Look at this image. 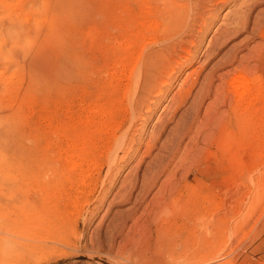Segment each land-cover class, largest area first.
<instances>
[{
    "label": "rangeland",
    "instance_id": "374dc122",
    "mask_svg": "<svg viewBox=\"0 0 264 264\" xmlns=\"http://www.w3.org/2000/svg\"><path fill=\"white\" fill-rule=\"evenodd\" d=\"M65 1L67 11L61 15L52 13L42 0H0V200L7 196L28 199L41 215L38 224L26 228L24 240L17 238L20 230L15 231L16 241L33 250L23 264H264V70L242 73L246 84L236 94L222 98L223 104L213 97L203 100L197 114L207 136L199 137L194 148L200 152L194 150L191 157L205 156L209 149L213 163L197 165L198 179L195 171L185 178L188 167L178 172L174 183L181 185V191L172 194L171 208L168 205L160 219L154 214L146 217L141 211L153 207L148 202L165 177L156 181L145 196L144 208L134 215L138 201L134 196L128 198L130 181L146 170L156 150L139 163L148 134L134 155L132 142L137 136L130 131L109 178L106 150L124 129L137 124L132 112L137 114L139 108L133 101L142 89L137 86L134 94L132 71L142 59L140 47L155 43L144 56L161 47L158 41L165 35V8L162 0ZM249 1L234 0L221 8L199 39L201 55L214 31L232 27L242 11L241 3ZM243 37L223 44L213 61ZM259 43V39L249 42L241 55ZM62 54L70 79L64 90L56 91L53 77L46 80L44 72L50 73L48 61ZM235 66L225 67L217 75L231 72ZM190 70L172 76L158 106L149 114L145 129H155L153 137L161 127L156 124L158 116L172 117L178 100H171ZM192 101L190 95L176 108L177 118ZM188 113L190 117L192 112ZM176 119L167 124L157 147L169 136ZM212 121L220 127H211L215 126ZM204 136L211 140L203 141ZM188 141L184 147H190ZM139 180L135 197L142 194ZM3 220L0 214V224ZM6 253L0 250V264H15L16 259L6 258Z\"/></svg>",
    "mask_w": 264,
    "mask_h": 264
},
{
    "label": "bare ground",
    "instance_id": "6f19581e",
    "mask_svg": "<svg viewBox=\"0 0 264 264\" xmlns=\"http://www.w3.org/2000/svg\"><path fill=\"white\" fill-rule=\"evenodd\" d=\"M233 2L234 0H162L163 6L165 8V12H163L166 13L167 21L166 23H163L165 24L164 28L166 27L164 29L165 35L162 39H160V41H158L161 47L157 50L152 48L153 50L147 56H144V53L146 52L145 50L155 45V43L152 41V43H147L148 45L144 44L146 48L143 47L142 49V47H140L142 51L138 56H142V59L137 62V69L135 71H132L134 75V80L136 82L134 94L136 93V89L138 90L137 86L141 87L142 89L141 92L137 95V97H134L135 102L133 101L134 106H136L137 104L139 108V112H137V114H135L134 111L132 112L133 121L137 124H130L126 128V130L124 129L119 138L116 137L111 143L110 147L106 150V157L108 159V165L106 168L107 178H109L113 172V168L111 166L113 164H116L121 159V157L119 158V154L120 152H124L125 150L124 148L126 147L130 131V133L134 131L137 136L136 142H132V145L136 146V149H134L133 151L134 155L138 153V146L143 144V140L145 139L146 133L148 134L149 141L145 144V151L143 153V156L141 155L142 157H140L139 163H143L145 157H152L151 153L156 150V153L153 155L150 161L147 158L149 162L145 166L146 170L143 171L140 176L136 174L135 178H133L134 180H131L133 181L132 183L130 181L131 189L129 188L130 191L128 190V198H132V196H134V200L138 201V205L136 207H134V204L131 206V208L134 207V215H137V213H139L142 208H144L146 204L145 196L154 188L156 181L160 177H165L166 179L163 180L160 189L156 193V195L148 202L149 204H153V207H151L149 211L147 209L141 211V214L145 215L146 217H148L149 214H154L159 218V216L163 213H167L168 205L170 206L169 200H171L172 194L174 192L181 191V185L178 186L174 183L176 176L180 170L186 169L185 167H188L186 169L187 172L183 173L184 176H186L185 178H188L190 176V174H188L189 172L195 171V178L198 179L200 171L196 169L197 165L202 163L203 166H206L208 164L213 163L214 159L212 158V154L209 149L206 153H204L205 156L202 155L198 158L193 154L194 157H191L192 152L194 150L197 151L198 149L194 147L196 143L198 144L199 137L201 135L203 136V134H205L206 132V130L204 129V127L206 128V126H204L203 128L201 127L200 122L202 121L198 120L199 114H197L200 106L202 105L203 100L209 97H213L216 102L217 100H220L221 102L222 98H226L230 94H236L238 91L241 90V88L244 87L246 83L244 82V77L241 76L242 73L250 72L254 69L264 70V0H250L249 3H247L248 1L242 2V9L240 8L242 11L238 12L239 15L237 14L238 16H236L235 22L231 24L233 26L229 28L226 26L218 27L214 31L212 36L208 39V44L205 50L203 51L202 55L199 52L201 51V43L199 39L203 37L204 34L213 25L214 19L218 16L221 8ZM42 3L45 6L49 4L50 11L52 13L57 12L61 13V15L67 11L68 7L65 0H42ZM162 9L163 8H161V10ZM242 34H244L245 37L240 39L237 43L233 44L231 49L225 52L223 56L217 59L216 62L213 61L215 59V53L219 52L223 44L233 39H238ZM255 39H259V41H261V44L259 43V47L251 49L247 55H241L240 51L242 50V48H247L248 43L253 42V40ZM141 40H143V38ZM142 42L144 43V41ZM139 43L141 44V42ZM158 43L156 42V44ZM60 56L61 58H59L58 56L52 57V59L48 61V64L51 68V72H44V76L47 74V76H45L46 80L47 78L52 79L53 77L52 83L56 91L64 90L63 88H66V83L70 79V71L67 69V65L64 61L65 56L64 54ZM202 58H205L206 60H203L202 64L199 66L198 64L200 63V60ZM197 60L199 62H197ZM194 64H197L198 67L191 68L194 66ZM235 64L236 66L231 72H224L223 75H217V72L223 70L225 67H233ZM188 68H190L191 70L184 77L182 85L179 87L177 92H175L176 94H173L174 98H171V101L175 102V100L177 99L178 101H176L177 103H175V107H181V105H183L186 101V98L192 95L193 101L189 104V109L187 107L188 110L184 111V113H181L180 116H178L177 118L176 108H172L174 109V112H169L170 114H172L171 118H167L168 120H166V118L162 116L166 121L164 124L163 118L158 116L156 124L158 125L159 123V126L161 127L159 130L157 129L158 134L153 137V131L155 129H151L149 132L147 129H145V122L149 118V114L152 113V111H154V109L158 106V103L160 102L165 93V88L169 86V83L173 78L172 76L176 75V73H180V71L182 72L184 69L188 70ZM217 82L219 83L218 85L216 84ZM221 103L223 104V101ZM188 112H192V115L190 114V117H188ZM206 117H204V119ZM174 119H176V121L174 122L172 128H170L169 130V136L167 134L166 139H163L164 141L162 140L163 142H161L159 147H157L160 138L164 136L163 133L167 124L171 123ZM139 121L141 123H139ZM214 121H212V124H215V126H211L213 128L218 125H216V123H213ZM161 122L163 125L160 124ZM208 134V136L211 137V133ZM206 136H204L205 138H202L203 141H206L204 139H208L206 138ZM213 138L214 137H212V139ZM185 140H189L188 142L190 144V147H184ZM208 140L210 141L211 139ZM198 150V152H200V149ZM126 154L130 156L131 152H126ZM195 157L197 158V160L195 159ZM131 159L132 155L127 160V162ZM174 162H177L175 166L173 165ZM172 165L174 166L173 169L171 167ZM138 166H140V164L137 165V170L139 169ZM54 169H56V167L52 168L51 170H53L54 172ZM205 173L206 172H204V174ZM138 178H140L139 181L141 186L139 187V189H141L142 194H139L138 196L136 195L135 197V193L137 192L136 184L138 182ZM201 185L203 186V184ZM31 191L33 192V190ZM10 194L12 193H9V195ZM38 194L40 195V193ZM127 194L128 193H126V195ZM156 197L157 200L153 202ZM6 199V202L0 200V214L2 215V217H4L2 224H0V250H7V253L5 254L6 258L16 259L17 264H23L28 260L25 259L26 254L32 253L33 250L31 249L32 247L30 248L29 244L24 243L20 240L16 241V232L19 229L21 237L18 236L17 238L24 240L25 236L23 234L26 231V228L28 229L30 225L33 226L34 223L38 224L37 222H40L39 219L41 215H38L39 212L37 211V209L35 210L36 206H34V203L29 201L28 199L20 200L18 196L16 200L10 199L9 196H7ZM33 207L34 210H31L30 208ZM169 208H171V206ZM162 217L165 218L164 215ZM14 246L16 247V249H14Z\"/></svg>",
    "mask_w": 264,
    "mask_h": 264
}]
</instances>
